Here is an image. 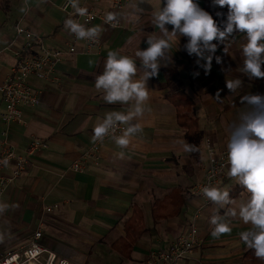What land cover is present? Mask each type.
<instances>
[{
	"label": "crops",
	"instance_id": "1",
	"mask_svg": "<svg viewBox=\"0 0 264 264\" xmlns=\"http://www.w3.org/2000/svg\"><path fill=\"white\" fill-rule=\"evenodd\" d=\"M63 1L0 0V84L14 64L13 47L21 42L16 24L40 34L50 46H61L68 39L60 8ZM198 3L218 22L226 19V6L213 7L212 0ZM90 5L108 7L109 1L92 0ZM163 6V0H128L115 11L120 28L95 21L91 27L101 29V48L64 57L56 65L52 81L31 75L40 102L22 108L21 121L5 126L0 120V147L3 129L19 155L25 154L33 138L45 143L30 155L26 170L0 195V204L8 206L0 212V256L24 247L39 230V242L57 259L78 264H146L151 251L167 246L194 219L198 241L179 264H264L240 239L239 234L251 225L238 216L228 218L230 234L219 238L211 235L210 218L217 213L223 216L226 209L196 192L208 161L205 139L217 150L227 148L231 126L238 124L240 114L248 109L240 98L264 94V79H250L240 71L245 33L234 32L218 44L215 56L222 62L217 64L214 57L207 74L200 66L204 61L198 64L194 54L189 56L183 50L186 38L181 37L179 49L175 45L171 49L172 63L161 67L158 76L147 82L152 111L141 121L143 131L123 149L110 138L104 140L98 165L89 161L82 172L70 168L92 143L93 128L105 113L128 107L105 103L102 92L95 88L108 52L136 59L139 78L143 70L135 52L148 47V35H161L152 24V14ZM217 12L224 16L217 17ZM166 27L171 31V25ZM237 78L242 86L230 92L226 80ZM178 96L191 101V109H184L196 120L191 134L178 121L173 101ZM3 109L0 96V114ZM181 140L196 145L198 151L185 152L176 143ZM228 169L216 187L229 191L237 205L246 202L250 193L227 176ZM170 196L177 199L174 204ZM165 198L169 204H156ZM53 205L51 211L45 210Z\"/></svg>",
	"mask_w": 264,
	"mask_h": 264
},
{
	"label": "clouds",
	"instance_id": "2",
	"mask_svg": "<svg viewBox=\"0 0 264 264\" xmlns=\"http://www.w3.org/2000/svg\"><path fill=\"white\" fill-rule=\"evenodd\" d=\"M75 14L88 15L86 7L79 6V0H69ZM163 7L157 8L152 14V24L160 30L161 35H148L145 50H137L142 75L137 78L136 59L109 51L103 73L95 78V88L102 92L107 104L127 105L126 111H109L93 128L92 142H103L110 137L117 147L127 148L134 136L143 131V120L146 113H151L148 106L150 90L147 82L159 74L161 67L172 63L173 46L179 49L180 38H186L183 50L189 56L197 57V63L207 74L215 57L220 64L221 57L215 56L218 44L226 41L234 32L246 34L247 43L243 45V67L241 72L251 78L264 79V0H212L213 7H227L226 19L219 22L202 9L198 0H163ZM26 10L22 8L21 11ZM217 17L224 16L217 12ZM117 14L109 12L106 23L116 21ZM166 25H171L169 31ZM64 28L74 34L78 40L96 41L101 29L98 26L86 28L78 21L69 18L64 21ZM217 43H213V41ZM198 75V73H197ZM242 86L240 79L226 80V87L235 92ZM216 98H221L217 92ZM241 103L248 105L247 111L240 114L238 124L231 126L230 138L227 143V160L229 169L227 176L235 179L248 193L246 202L238 205L230 198L229 191L218 187H204L203 195L212 203L225 208L224 215L214 214L210 218L211 235L219 238L230 234L232 228L229 217H239L251 228L242 231L240 239L248 249L253 250L257 259L264 260V94H247L242 96ZM119 131V135L117 132ZM185 152H195L198 148L185 141H177ZM120 158L124 153L120 152ZM2 163L7 166L9 161ZM8 206L0 204V212Z\"/></svg>",
	"mask_w": 264,
	"mask_h": 264
},
{
	"label": "built area",
	"instance_id": "3",
	"mask_svg": "<svg viewBox=\"0 0 264 264\" xmlns=\"http://www.w3.org/2000/svg\"><path fill=\"white\" fill-rule=\"evenodd\" d=\"M92 0H79L80 7L88 9V15L79 16L75 14L69 0H64L60 8L65 15V20L72 18L83 24L86 28H91L95 21L111 28H120L122 25L118 18L112 23H106L105 18L109 12L122 9L128 0H108V7L94 8L90 5ZM99 2L100 0H95ZM64 20V21H65ZM16 36L21 38V42L13 47L14 64L10 72L0 84V96L4 104V109L0 114L1 122L7 126L14 121H21L22 108L32 107L40 102L39 91L31 83L30 76L38 79L52 81L56 65L66 56L75 53H87L99 50L102 46L100 37L94 42L89 40H78L74 34L68 31V39L61 46H50L45 43L43 37L31 29L16 24ZM119 135V131L117 132ZM2 145L0 147V195L4 189L27 168L28 159L36 150L45 146L43 141L33 138L24 155H19L6 140V129L1 131ZM110 137H105L104 140ZM111 139V138H110ZM103 140V141H104ZM100 141L91 143L82 152L78 160L70 164L73 171L82 172L87 167L89 161L94 165L100 163ZM208 153L203 180L196 186V192L206 198L202 189L204 187H216L225 173L228 165L227 148L215 149L208 138L205 139ZM8 159L9 171L2 161ZM207 199V198H206ZM53 206L45 207L47 212ZM195 217V216H194ZM191 219L187 223L184 231L176 235L170 243L154 251L146 257V264H179L183 258L197 244V230ZM41 233L34 231L31 241L24 247L17 250H8L0 256V264H78L66 259H57L56 254L46 249L39 242Z\"/></svg>",
	"mask_w": 264,
	"mask_h": 264
},
{
	"label": "trees",
	"instance_id": "4",
	"mask_svg": "<svg viewBox=\"0 0 264 264\" xmlns=\"http://www.w3.org/2000/svg\"><path fill=\"white\" fill-rule=\"evenodd\" d=\"M205 11H208L210 13L209 9H206ZM173 101L177 106V117H178L179 123L186 126L188 133L191 134L196 129V120L190 114H187L184 112L185 108H187L188 110L191 109V101L188 98L183 97V96H178ZM180 104H181V106H183L182 108L180 107ZM232 193H235V189L232 191ZM176 200L177 199H174V197L173 198L171 196L169 197V201L172 204H174V202H176ZM166 201L167 200L165 198V199H163V201H159L156 204H158V205H162V203L169 204V202L168 201L166 202ZM171 209L174 210L175 208L174 209L171 208ZM130 225L132 226V223H130Z\"/></svg>",
	"mask_w": 264,
	"mask_h": 264
}]
</instances>
